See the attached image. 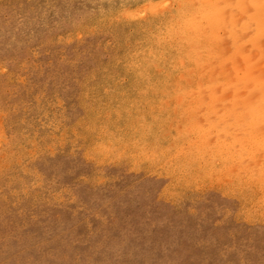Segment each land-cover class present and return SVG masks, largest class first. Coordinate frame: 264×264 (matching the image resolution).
<instances>
[{
  "label": "rangeland",
  "instance_id": "1",
  "mask_svg": "<svg viewBox=\"0 0 264 264\" xmlns=\"http://www.w3.org/2000/svg\"><path fill=\"white\" fill-rule=\"evenodd\" d=\"M195 5L0 0V264H264V144L201 150L190 169V134L177 155L199 97L245 77L248 56L264 66L250 43L213 65L173 45Z\"/></svg>",
  "mask_w": 264,
  "mask_h": 264
},
{
  "label": "bare ground",
  "instance_id": "2",
  "mask_svg": "<svg viewBox=\"0 0 264 264\" xmlns=\"http://www.w3.org/2000/svg\"><path fill=\"white\" fill-rule=\"evenodd\" d=\"M191 1H193V0H191ZM194 1H195V4H196L194 6V8L191 9L190 11L184 12L181 15V17H180V21L178 19H177L178 21L176 20L177 22H179V25L177 26V29H175V27H174L169 32V38H170V41H171V43L173 45H179V44H181V42H186V43H189V44L191 43L190 46H192V44H193L194 47H195L194 49L195 50L197 49L195 52L198 53L197 51H199V53H198L199 56L197 58L201 59V60L207 59L206 61H209V59H211V60H213L212 61V65L214 64L213 63L214 61L217 62L219 60V58H222V57H223V59H224V57H226L227 60H228V57L229 58L233 57L232 58V60H233L234 57L239 55L238 53H240L242 55V53L245 52V55L248 56V53L251 52V53H249L251 55L252 52H253L252 50L257 51L256 53L254 52L255 55L258 54L260 56H264V43H263L264 42V0H236L235 2H228V3L224 0L226 2V4L217 3V0H194ZM148 2H150V1H148ZM161 2H163V1H161ZM154 3H156V2H154ZM151 4H153V3L151 2L150 5ZM155 5H157V4H155ZM160 5H162V4L160 3ZM158 6H159V4H158ZM184 6H185V4H184ZM154 10H155V8H153V10L151 9V12L154 11ZM237 10H240V11L243 12V14H242L243 17L242 18L235 16V15L238 14V13L235 14V12ZM182 12H183V10H182ZM126 16H127V14H126ZM125 19H127V18H125ZM221 30L223 31V33L221 32ZM220 36H221V38H219ZM223 37H224V40H223ZM156 40H157V38H156ZM219 40L220 41H225L226 44L228 45V50L226 51V53L224 52L225 54L223 53L224 55L223 54H219L220 49L217 46V44L219 43ZM246 43L247 44L248 43L251 44L250 46L248 45L249 48L247 47V49L249 51H247L246 48L244 47V49H243L244 52L241 53L242 50L240 48H243L241 46H245ZM161 44H163V43H161ZM224 44L225 43H223L221 45L222 51L224 49V47H223ZM247 44H246V46H247ZM259 44H261L263 49H262L261 46L259 47ZM256 46L259 47V48H256ZM162 47H163V45H162ZM250 47H251V50H250ZM180 48H182V47H180ZM188 49H190V47ZM194 49L192 48L191 50L194 51ZM159 50H162V48L158 49V51ZM191 50H189V51L191 52ZM224 50H226V49H224ZM261 50H263V52ZM186 55L188 56L187 58L190 57V53L187 52V51H186ZM241 55H239V56H241ZM239 56L237 58H235V59L238 60V58H241ZM252 56H250V57L248 56V58H246V65L245 64L244 65L246 66V69L248 70V73L246 72V76L245 77H240L238 75L237 76L235 75L236 78L233 79L234 76L233 77L229 76L232 81H230L228 83L221 82V83L218 84L219 87H217L218 85L215 83L216 85H215L214 89H211L210 91L208 90L209 92H208L207 97L204 98V99H200V97H199V100H198L197 104L192 106V109L190 110V113L195 111L196 115L193 114V117H191V118L189 117V124H188L187 128H185L186 131L184 132V134L179 135L177 137V139H176L177 144L181 145L182 144L181 142L184 139L185 140L189 139L190 134L194 136L193 139H192V136L190 137L191 140L189 139L190 142L188 140V142H189L188 145L191 144L189 146V149L192 150V151H194L196 149V152H198V155L197 154H195L196 156L192 155V158L190 156L187 157L185 155V158L186 157L188 158V159H185L186 161L188 160L187 162L185 161V163H186L185 165H187L186 168L190 167L188 165V164H190V163H188L189 159L193 160L194 157H196L193 162L197 161V159H198L197 156H199L201 150L202 151H204V150L206 151L207 150V152H208V149H211V152L206 154V155H210L214 150H215V152H217L219 150V147H221L222 150H225L224 152H225V155H226L227 150L224 149L223 147H225L227 149L231 148V151H232L233 149H235L233 147L235 145H238V149L237 148L235 149V153L236 154L235 153H233V154L230 153L231 152L230 150H229L230 152L228 151V153H230V154H229V156H226V157H228V158H226V161H229V157H234V154H235V157L237 158L239 155L242 156L244 151H246V150L249 153L248 149L250 148V146H248V144H251V146L253 144H255V146H257V144H264V66L262 65L263 68L262 67L259 68V66H258L259 62L258 63L256 62L257 65H256V63L252 62V60H251ZM242 58H244V57H242ZM143 59H145V58H143ZM179 59H180V57H179ZM193 59L195 60V64H196L198 59L197 60L195 58H193ZM223 59L220 62H224ZM235 59H234V61L237 64H238L239 61H242V59H241V60H239L237 62ZM146 61L147 60L145 59L144 62H146ZM231 62L233 63V61H231ZM180 63H182V61ZM228 63L225 62L223 64H227L228 65ZM236 63H235V66L238 67V65ZM244 63H245V61H244ZM197 64L202 67L201 64H199V63H197ZM197 64H196V66H197ZM205 64H206L205 65L206 67L205 66H203V67H205L206 69L208 67H210V66L207 67V63H205ZM262 64H264V60H263ZM183 65H184V61H183ZM220 65H222V64H220ZM216 66H213V67H216ZM224 66L225 67H223V65H222V67H221L222 70L223 71L224 70L227 71L226 70L227 69L226 65H224ZM230 66H234V65L231 64ZM191 68H193V67H191ZM205 68H203V71L205 70ZM240 68L238 69V72H239ZM209 69H211V68H209ZM216 70H218V68H216L215 71ZM242 70H244V69H242ZM200 71H202V69ZM203 71H202V74L204 73ZM213 71L211 72L212 74L215 72V71L214 72ZM188 72H191V71H188ZM228 73L230 74L229 71H228ZM202 74H199V76H201ZM215 74H216V72L214 73V76H215ZM240 74H242V73H240ZM180 76L181 75L179 74V77ZM184 78H186V77H184ZM188 78H186L185 80H187ZM208 78H210V77H208ZM210 79L214 80L213 77H211ZM200 80H201V78H200ZM200 80L198 79L199 83L201 82ZM198 85L200 86V84H198ZM206 85H207V87L210 86L208 83ZM196 87H197V85H196ZM204 87H202V88H204ZM210 88H211V86H210ZM178 89H180V87ZM225 89H226V92H227L226 94L222 92V90L225 91ZM203 90L206 91L205 88H204L202 90L198 89V92L200 93V91H203ZM185 92H187V90ZM196 94H198V93H196ZM201 98H203V96ZM190 100L191 99H189V101ZM187 119H188V117H187ZM146 141H147V139L143 138V143L142 144L146 143ZM142 144H141L140 147L143 148V146L144 147L146 146L145 144L144 145H142ZM197 144H199V146L196 148ZM218 144L221 145V146H219ZM245 145L247 147H249V148L245 149V147H246ZM182 146L183 145H181V147L177 146V147L181 148V151H179L180 149L178 148L177 151H179L180 153L176 152L177 155L181 154L183 148L185 150V147L183 146V148H182ZM191 146L192 147L194 146V148L192 149ZM208 146L211 147V148H209ZM255 146L254 147L252 146V147L256 150L257 147H255ZM177 147H176V149H177ZM212 148L214 150H212ZM197 149H199V150H197ZM184 150H183L182 155H184ZM140 151L141 150H139V152ZM192 151H190V152H192ZM247 151L245 153H247ZM155 152H154V154L156 155ZM186 152H188V153H186ZM190 152L188 150L187 151L185 150V153L187 155H189ZM219 152H217V154ZM254 152H256V151H254ZM140 153H143V152H140ZM148 153H149V151H148ZM150 153H152V152H150ZM194 153H195V151H194ZM194 153L192 152V154H194ZM248 153L245 154V156L246 155L248 156ZM154 154H152V155H154ZM166 154H164V155H166ZM217 154H216V156H217ZM237 154H238V156H236ZM175 155L176 154L174 153L173 159H174ZM230 155H232V156H230ZM253 155H254V153H253ZM171 156H172V154H171ZM203 156H204V153H201L200 157L202 158ZM220 156H222V153H220ZM240 156H239V158H240ZM150 157L152 158V156H150ZM213 157H215V156H213ZM213 157L212 156H209V157L206 156L205 157L206 158L205 161L208 162L207 158H209V160H210V158H213ZM219 157L217 156V159L225 160L224 157L223 158H221V157L219 158ZM235 157H234V159H235ZM243 157L244 156H242V158ZM160 158H162V157H160ZM170 158H172V157H170ZM179 159L180 158H178V160ZM243 159L242 160L240 159V160L243 162ZM160 160L161 159H159V161ZM192 160H191V162H192ZM232 160L233 159L231 158L230 161H232ZM240 160H239V162H240ZM156 161H157V157H156ZM161 162H162V160H161ZM163 162L165 163L166 161L163 160ZM171 162H172V160H171ZM198 162H200V161L198 160ZM198 162H196L195 164H198ZM260 162H262V160ZM134 163H135V161H134ZM206 163H201L199 165L200 168H201L202 164H204V166L207 168L208 163L207 164ZM212 164H213V162H212ZM160 165H161V163H160ZM193 165L194 164H192L191 167H193ZM182 166H181V168L183 169L185 166L184 165H182ZM204 166H203V168H205ZM242 166H244L243 163H242ZM174 167H176L175 163H174ZM174 167H173V169H174ZM191 167H190V169H191ZM176 168L178 169V165H177ZM181 168H179V169H181ZM155 169L157 171L158 167H155ZM168 169H170V168H168ZM184 170H186V169H184ZM172 171H174V170H172ZM251 171H254V170L252 169ZM244 174H245V170H244ZM256 176H255V178H256ZM259 176H260V174H259ZM178 178H180V177H178ZM220 180H221V178H220Z\"/></svg>",
  "mask_w": 264,
  "mask_h": 264
}]
</instances>
